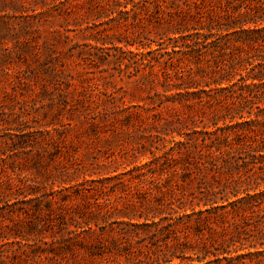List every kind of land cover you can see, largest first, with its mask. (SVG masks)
Masks as SVG:
<instances>
[{
    "label": "trees",
    "instance_id": "1",
    "mask_svg": "<svg viewBox=\"0 0 264 264\" xmlns=\"http://www.w3.org/2000/svg\"><path fill=\"white\" fill-rule=\"evenodd\" d=\"M52 1L60 17L81 9L107 27L98 33L112 32L93 37L90 65L107 64L103 72L112 67L147 91L137 113L113 95L89 102L91 129L148 123L132 158L151 159L119 175L118 159L80 166L82 176L106 177L59 190L55 179L0 176L4 203L31 208L0 215V264H70L83 252L132 264H264V0Z\"/></svg>",
    "mask_w": 264,
    "mask_h": 264
},
{
    "label": "rangeland",
    "instance_id": "2",
    "mask_svg": "<svg viewBox=\"0 0 264 264\" xmlns=\"http://www.w3.org/2000/svg\"><path fill=\"white\" fill-rule=\"evenodd\" d=\"M46 3L42 0H0V23L6 22L5 29L9 30L4 40L0 39V176L5 181L10 179L15 184L25 185L44 183L49 186L55 179V190H59L58 185L70 188L85 179L106 177L105 174L82 176L77 172L80 166L107 165L118 159L121 165L112 175H119L146 164L150 155L138 160L132 155L145 143L140 138V128H148L150 124L132 119L128 127L121 122L115 123V128L100 123L99 128L92 130V119L83 115L85 105L106 99L104 95H113L117 103L131 107L133 113L140 112L137 106H143V99L147 97V91L140 90V85L120 76L112 67L105 73L102 70L107 64H99L96 68L86 60L91 52L88 45H96L93 37L103 39L112 32L98 33L107 27H95L98 22L87 17L81 9L68 10L60 17V9L55 8L53 1L46 0ZM11 4L17 5L16 9ZM7 48L10 57L3 56ZM45 63L48 65L44 66ZM48 67L55 71L48 72ZM22 135L30 137L21 142ZM42 146L48 148L49 155L35 166L37 151ZM111 155L114 156L108 159ZM2 159L5 162H1ZM64 177L75 178L63 184L60 179ZM98 195L105 196L113 204L124 202L118 200L117 195ZM1 199L0 215H7L5 219L16 217L11 210L31 209L17 203L16 199H11L10 205L17 203L12 207L4 203L7 199ZM77 263L132 264L124 256H90L85 252L75 263L70 261V264ZM178 263L180 260L176 259L174 264Z\"/></svg>",
    "mask_w": 264,
    "mask_h": 264
}]
</instances>
